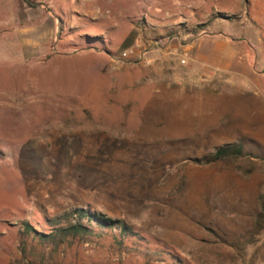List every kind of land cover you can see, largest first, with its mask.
Wrapping results in <instances>:
<instances>
[{"label":"rangeland","instance_id":"obj_1","mask_svg":"<svg viewBox=\"0 0 264 264\" xmlns=\"http://www.w3.org/2000/svg\"><path fill=\"white\" fill-rule=\"evenodd\" d=\"M262 207L264 0H0V264H264Z\"/></svg>","mask_w":264,"mask_h":264},{"label":"trees","instance_id":"obj_2","mask_svg":"<svg viewBox=\"0 0 264 264\" xmlns=\"http://www.w3.org/2000/svg\"><path fill=\"white\" fill-rule=\"evenodd\" d=\"M240 154H242V148L239 143H226V144L217 146L212 153L208 154L207 161H213V160H216L217 158H220L226 155L236 156ZM75 212L78 218L85 217L89 221H95L98 225L102 227H110V226H114L118 224L124 225V223L120 221L119 219L106 217L102 213L89 212V211L83 210L82 208L75 210ZM64 230L66 233H70V234H78V233L83 234V232L87 230V228L78 223H73V224L68 225Z\"/></svg>","mask_w":264,"mask_h":264},{"label":"crops","instance_id":"obj_3","mask_svg":"<svg viewBox=\"0 0 264 264\" xmlns=\"http://www.w3.org/2000/svg\"><path fill=\"white\" fill-rule=\"evenodd\" d=\"M223 38V37H221ZM214 45L211 51L209 52V55H211L214 59V63L218 65L220 68H227L229 66V62L232 60L233 52L231 50V47L228 43V41L224 39H213ZM224 47L225 51L224 53L220 52L218 48ZM219 55V57H218Z\"/></svg>","mask_w":264,"mask_h":264},{"label":"built area","instance_id":"obj_4","mask_svg":"<svg viewBox=\"0 0 264 264\" xmlns=\"http://www.w3.org/2000/svg\"><path fill=\"white\" fill-rule=\"evenodd\" d=\"M135 53V51L133 50V49H129V50H127V51H125V50H122V51H120L119 53H118V57L117 58H120V59H122V58H127L128 56H129V54L130 53ZM141 55V54H140ZM140 55H138V56H140ZM181 62L183 61L182 59L180 60Z\"/></svg>","mask_w":264,"mask_h":264}]
</instances>
